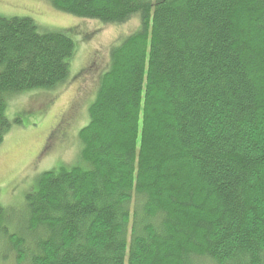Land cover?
Returning <instances> with one entry per match:
<instances>
[{
  "label": "trees",
  "instance_id": "trees-1",
  "mask_svg": "<svg viewBox=\"0 0 264 264\" xmlns=\"http://www.w3.org/2000/svg\"><path fill=\"white\" fill-rule=\"evenodd\" d=\"M47 1L138 23L109 48L82 165L0 206V264H264V0ZM74 49L0 17V144L9 103L66 83Z\"/></svg>",
  "mask_w": 264,
  "mask_h": 264
},
{
  "label": "rangeland",
  "instance_id": "rangeland-1",
  "mask_svg": "<svg viewBox=\"0 0 264 264\" xmlns=\"http://www.w3.org/2000/svg\"><path fill=\"white\" fill-rule=\"evenodd\" d=\"M0 17L28 18L43 31L63 33L75 45L66 83L53 91L16 96L7 106L12 129L0 144V206L7 207L23 202L40 173L63 163L82 165L77 137L88 123L109 48L133 33L138 22L132 18L121 26L102 25L65 15L47 0H0ZM16 118L21 126L14 125Z\"/></svg>",
  "mask_w": 264,
  "mask_h": 264
}]
</instances>
